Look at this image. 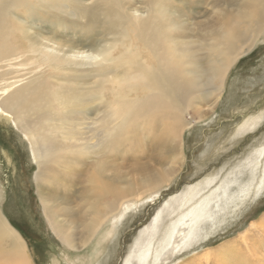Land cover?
<instances>
[{
  "label": "bare ground",
  "instance_id": "1",
  "mask_svg": "<svg viewBox=\"0 0 264 264\" xmlns=\"http://www.w3.org/2000/svg\"><path fill=\"white\" fill-rule=\"evenodd\" d=\"M224 1L94 0L95 7L86 15L77 0H0V115L10 119L28 141L39 166L34 176L43 215L73 255L92 245L108 220L116 222L146 194L152 200L158 195L155 189L176 174V168L148 173L146 166L133 189L124 173L111 169V156L104 155L113 145H122V137H111L117 129L123 132L120 125L134 119L138 123L142 117L157 125L165 120L172 143L161 144L155 152L163 156V147L180 148L183 131L191 124L184 121L185 109L200 95L206 100L201 112H213L231 68L264 37V0H231L225 5ZM202 5L212 9L210 17L203 22L189 20L187 11ZM27 19L42 21L43 29L34 31ZM49 25L79 26V35L87 34L91 41L64 49L55 35L48 34ZM199 44L209 51L206 63L195 58L193 48ZM150 127L154 141H159L156 129ZM93 148L101 155L85 167L86 158L80 153ZM72 154L75 165L82 166L73 173L74 184L81 187L78 196L92 212L81 227L67 220L70 198H54L41 190L42 181L68 184V192L74 189L66 182L68 173H59L57 180L54 170L57 163L68 164ZM114 181L123 186L114 188ZM127 191L134 197H125ZM197 195L193 190L183 195L178 207ZM1 201L0 195V205ZM196 201L180 211L169 233L171 247L163 254L155 252L158 264L178 250L176 233L184 230L181 226L204 209L201 199ZM145 242L136 251V263L128 258L123 264H146L151 245ZM27 249L23 234L0 208V264H33ZM63 254L68 261L85 259Z\"/></svg>",
  "mask_w": 264,
  "mask_h": 264
},
{
  "label": "rangeland",
  "instance_id": "2",
  "mask_svg": "<svg viewBox=\"0 0 264 264\" xmlns=\"http://www.w3.org/2000/svg\"><path fill=\"white\" fill-rule=\"evenodd\" d=\"M229 2L232 1L225 0L223 4ZM187 12L189 20L203 22L210 17L212 9L206 10L202 5ZM27 21L34 31L43 29L42 21ZM49 28L51 33L48 34L55 35L64 49L91 41L87 34L79 35V26L61 29L49 25ZM193 51L200 62L206 63L210 58L209 51L202 44L196 45ZM205 104L206 100L200 95L189 104L184 112V121L191 124L183 131L181 147H163V156L155 150L163 143H172L165 130L169 125L167 121L157 125L142 117L138 123L134 119V123L120 125L123 132L117 129L111 137L117 136V140L122 137V145H113L105 150L104 155L111 156L108 157L111 169L116 174L124 173L133 189L146 166L148 173L176 168V174L168 183L155 189L158 195L152 200H147L149 194H146L135 208H130L116 222L108 220L92 245L77 255L64 247L49 228L37 194L38 182L34 176L39 168L37 159L31 155L22 132L1 114L0 208L18 230L17 221L25 216L30 229L28 234L21 233L33 264H123L128 258L136 263V251L147 240L151 246L146 264H158L155 252L163 254L171 247L173 239L169 240V236L180 211L196 204L198 198L204 209L192 221L181 226L184 230L179 235L176 233L180 243L178 250L167 254L163 263L264 264V37H260L231 68L213 112H201ZM248 121L256 122V126L250 128ZM150 126L156 129L159 141H154ZM100 155L98 148L80 153V157L86 158L85 167ZM70 156L68 164L57 163L54 170L57 171V180L59 173H68L66 182L74 184L73 173L82 166L75 165V155ZM41 185V190L54 198H70L71 215L67 220L73 221L74 226L81 227L91 216L86 202L78 196L77 188L80 190L81 187L77 182L70 192L68 184L42 181ZM113 185L114 188L123 186L117 181ZM222 186L224 190H221ZM187 190L199 192V195L186 206L178 207L181 197L189 194ZM133 194L127 191L125 197L133 198ZM152 219H155L154 224L148 226ZM111 227L112 235L106 236ZM147 237L151 239L145 240ZM166 243L169 245L164 248ZM63 252L74 260L76 256L85 259L83 262L68 261ZM91 253L92 260L88 257Z\"/></svg>",
  "mask_w": 264,
  "mask_h": 264
},
{
  "label": "flooded vegetation",
  "instance_id": "3",
  "mask_svg": "<svg viewBox=\"0 0 264 264\" xmlns=\"http://www.w3.org/2000/svg\"><path fill=\"white\" fill-rule=\"evenodd\" d=\"M26 199H28V197L26 196ZM17 203V201H16ZM17 207H18V203H17ZM19 208V207H18ZM20 210V209H19ZM21 212V211H20ZM21 215H24L22 212H21ZM17 227L19 228V230L24 233V234H28V228L30 229V226L29 224L27 223V220L25 218V216H21V220L18 222L17 221Z\"/></svg>",
  "mask_w": 264,
  "mask_h": 264
},
{
  "label": "snow or ice",
  "instance_id": "4",
  "mask_svg": "<svg viewBox=\"0 0 264 264\" xmlns=\"http://www.w3.org/2000/svg\"><path fill=\"white\" fill-rule=\"evenodd\" d=\"M79 3V6L85 9V14L90 15L91 9L95 7L94 0H86V3H80L79 0H77ZM99 59V57H97Z\"/></svg>",
  "mask_w": 264,
  "mask_h": 264
}]
</instances>
